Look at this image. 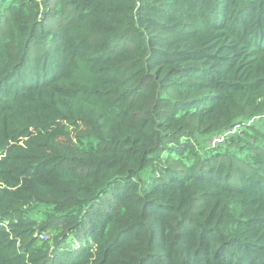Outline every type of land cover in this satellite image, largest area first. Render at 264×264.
I'll list each match as a JSON object with an SVG mask.
<instances>
[{
    "label": "trees",
    "instance_id": "obj_1",
    "mask_svg": "<svg viewBox=\"0 0 264 264\" xmlns=\"http://www.w3.org/2000/svg\"><path fill=\"white\" fill-rule=\"evenodd\" d=\"M262 120L264 0H0V264H264Z\"/></svg>",
    "mask_w": 264,
    "mask_h": 264
},
{
    "label": "built area",
    "instance_id": "obj_2",
    "mask_svg": "<svg viewBox=\"0 0 264 264\" xmlns=\"http://www.w3.org/2000/svg\"><path fill=\"white\" fill-rule=\"evenodd\" d=\"M221 142H223V138L217 139L216 142H215V144H219ZM41 237H42L43 240H47V238H48V236H46V235H43Z\"/></svg>",
    "mask_w": 264,
    "mask_h": 264
},
{
    "label": "rangeland",
    "instance_id": "obj_3",
    "mask_svg": "<svg viewBox=\"0 0 264 264\" xmlns=\"http://www.w3.org/2000/svg\"><path fill=\"white\" fill-rule=\"evenodd\" d=\"M261 124H263V125H264V120H262V121L260 122V125H261ZM48 239H49V238H47V240H48Z\"/></svg>",
    "mask_w": 264,
    "mask_h": 264
},
{
    "label": "bare ground",
    "instance_id": "obj_4",
    "mask_svg": "<svg viewBox=\"0 0 264 264\" xmlns=\"http://www.w3.org/2000/svg\"><path fill=\"white\" fill-rule=\"evenodd\" d=\"M163 89V88H162ZM163 91V90H162ZM252 127V126H251ZM156 159V158H155ZM201 176V175H200ZM201 178V177H200ZM213 178V177H212ZM222 184V183H221ZM224 185V184H223ZM213 191V190H212ZM225 196V195H224ZM234 197V196H233ZM229 198H231V195H230V197ZM189 204V203H188Z\"/></svg>",
    "mask_w": 264,
    "mask_h": 264
},
{
    "label": "clouds",
    "instance_id": "obj_5",
    "mask_svg": "<svg viewBox=\"0 0 264 264\" xmlns=\"http://www.w3.org/2000/svg\"><path fill=\"white\" fill-rule=\"evenodd\" d=\"M49 238V237H48Z\"/></svg>",
    "mask_w": 264,
    "mask_h": 264
}]
</instances>
